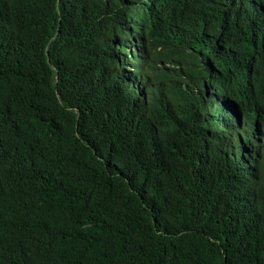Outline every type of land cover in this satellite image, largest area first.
I'll return each mask as SVG.
<instances>
[{"label":"trees","instance_id":"trees-1","mask_svg":"<svg viewBox=\"0 0 264 264\" xmlns=\"http://www.w3.org/2000/svg\"><path fill=\"white\" fill-rule=\"evenodd\" d=\"M0 264H264V0H0Z\"/></svg>","mask_w":264,"mask_h":264},{"label":"bare ground","instance_id":"bare-ground-1","mask_svg":"<svg viewBox=\"0 0 264 264\" xmlns=\"http://www.w3.org/2000/svg\"><path fill=\"white\" fill-rule=\"evenodd\" d=\"M229 7V6H228ZM225 9V8H224ZM189 20H190V18H189ZM192 21V20H191ZM192 23V22H191ZM57 75V74H56Z\"/></svg>","mask_w":264,"mask_h":264}]
</instances>
